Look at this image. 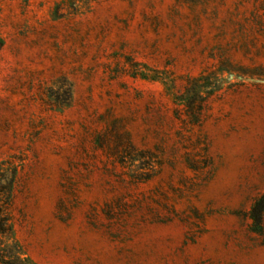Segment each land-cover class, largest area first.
Instances as JSON below:
<instances>
[{
    "label": "rangeland",
    "instance_id": "374dc122",
    "mask_svg": "<svg viewBox=\"0 0 264 264\" xmlns=\"http://www.w3.org/2000/svg\"><path fill=\"white\" fill-rule=\"evenodd\" d=\"M0 164L12 263L264 264V0H0Z\"/></svg>",
    "mask_w": 264,
    "mask_h": 264
},
{
    "label": "trees",
    "instance_id": "16d2710c",
    "mask_svg": "<svg viewBox=\"0 0 264 264\" xmlns=\"http://www.w3.org/2000/svg\"><path fill=\"white\" fill-rule=\"evenodd\" d=\"M137 70V69H136ZM140 74L143 78H148L146 73H139L136 71L135 76ZM196 77L193 78L192 81L186 86V92L181 95H176L175 99L178 104H183L185 109V114L190 123L201 125L204 120L206 119V105H207V97L212 94L211 89L207 92V95L204 96L202 94V88L204 86L201 85L200 81L201 78ZM121 136V135H120ZM118 136V140L121 142L123 140L122 137ZM127 155L130 156L132 160H138L142 154L138 153L132 143L129 141V145L125 151ZM3 167L0 164V175L2 174ZM5 171V168H4ZM4 174V180H5ZM2 187V185H0ZM12 184L6 183L4 184V191H9ZM9 201H4V208L0 207V235L6 236L7 239L13 236V225L11 221V216L9 211L7 210V204ZM6 204V205H5ZM264 216V192L260 194L257 198H255L252 208L250 210V218L253 220L252 227L253 230L258 232L263 229L262 222ZM22 251H15L13 252L12 257H14L17 261L12 263L6 259L7 253L5 250H0V262L2 264H32L28 257H22Z\"/></svg>",
    "mask_w": 264,
    "mask_h": 264
}]
</instances>
